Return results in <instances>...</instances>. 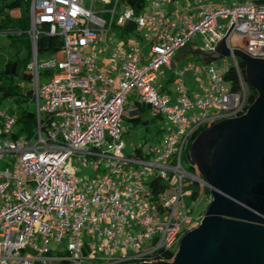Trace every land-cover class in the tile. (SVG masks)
I'll return each mask as SVG.
<instances>
[{
	"label": "built area",
	"instance_id": "built-area-1",
	"mask_svg": "<svg viewBox=\"0 0 264 264\" xmlns=\"http://www.w3.org/2000/svg\"><path fill=\"white\" fill-rule=\"evenodd\" d=\"M143 1L136 10L121 0H29L27 67L36 125L30 136H18L17 115L0 113V160H7L0 168V264L165 261L161 252L177 251L181 237L199 225L203 215L193 217L191 205L200 196L208 206L212 194L203 177L184 168L183 151L201 129L245 113L248 84L234 52L221 57L231 60L223 67L187 62L174 71L173 98L154 82L196 35L202 51L214 53L232 23L226 48L264 59V0ZM124 25L143 29L136 35L141 46L123 37L105 44L108 56L99 67L103 34ZM40 34L60 40L57 56L43 63L37 61ZM230 69L235 89L226 78ZM188 72L195 80L206 75L198 89L186 85ZM131 94L166 123L158 142L124 153ZM80 166L91 177L79 179Z\"/></svg>",
	"mask_w": 264,
	"mask_h": 264
},
{
	"label": "water",
	"instance_id": "water-1",
	"mask_svg": "<svg viewBox=\"0 0 264 264\" xmlns=\"http://www.w3.org/2000/svg\"><path fill=\"white\" fill-rule=\"evenodd\" d=\"M225 36L215 52L220 58L234 52L244 61L257 96L241 116L206 127L191 144L209 162L203 179L212 201L199 225L181 237L172 261L132 264H264V210L251 203L264 184V59L226 48Z\"/></svg>",
	"mask_w": 264,
	"mask_h": 264
},
{
	"label": "trees",
	"instance_id": "trees-1",
	"mask_svg": "<svg viewBox=\"0 0 264 264\" xmlns=\"http://www.w3.org/2000/svg\"><path fill=\"white\" fill-rule=\"evenodd\" d=\"M121 1L122 3L128 4L130 7H133L136 10H139L144 6L143 0ZM28 9L29 0H0V32L6 34L7 38L9 39V46L12 49V55L10 56L11 58L4 63L2 69L0 70V99L11 98L15 101L16 110H19L12 112L17 115V124L20 125L19 133L30 136L36 125L34 110L30 108V103H33L32 87L24 89L21 85L13 81L15 78L26 82L32 81V74L30 70H27L28 63L31 60V45L26 33L29 28ZM13 11H16L17 13L13 15V13H11ZM129 31H131V28L124 25V27H122L119 32L120 37L128 35ZM59 48L60 40L57 36H50L46 34H40L38 36L36 41L37 57L39 54H44L47 52L57 53ZM237 62L243 79L246 80L244 74L245 63L239 58L237 59ZM39 74L44 77L48 74V72L39 71ZM226 74V78L231 80V87L235 89L237 86V80L232 69H230ZM248 90L249 95L246 105L247 107L257 96L255 89L249 84ZM144 109L145 108L142 105L137 108L139 113L144 111ZM131 120L138 121L139 118H131ZM200 131L195 133L191 140L194 139ZM188 146L186 148V157ZM190 169H194V167L191 166ZM203 192L209 193L210 191L208 188H204ZM195 195L196 192L194 196ZM161 253L165 261L169 262L172 261L175 254L170 252Z\"/></svg>",
	"mask_w": 264,
	"mask_h": 264
},
{
	"label": "rangeland",
	"instance_id": "rangeland-1",
	"mask_svg": "<svg viewBox=\"0 0 264 264\" xmlns=\"http://www.w3.org/2000/svg\"><path fill=\"white\" fill-rule=\"evenodd\" d=\"M242 0H212V2L216 5H230L233 2H239ZM15 14L17 13L16 11H13ZM11 12V13H13ZM119 29H117L116 27L113 29L108 30L107 32H105L103 34V43L108 45V46H112L118 42H120V34H119ZM143 33V29H138V30H131L129 31L128 35H124V40L128 41V42H135L136 44H139L141 46V42L139 41V38L136 37L137 34L142 35ZM111 37L112 41H108L107 39ZM194 42H195V46L197 49H200L202 47V43H201V37L199 35H196L194 37ZM9 39L7 38L6 34L3 32H0V70L2 69L4 63L10 59L11 57V53H12V49L11 47H9ZM57 56L56 53L54 52H47L44 54H39L37 57V61L38 63H43L44 61H48V60H52ZM187 58H189L187 61H185L184 65L187 62H193L196 66H201V62L200 60L193 56L190 53H187ZM187 58H183L182 60H186ZM226 61H224V59H214L211 62L218 64L219 66L223 67L224 65H229L230 57L225 59ZM183 65V66H184ZM182 68V67H181ZM163 70L164 67L162 68ZM27 70H29V68L27 67ZM190 72L185 74V79H188V77ZM206 75L203 74V76L201 78H199L195 83L193 82H186V85L191 86L190 88L192 90H196L198 89V86L200 84V81H203L205 79ZM166 78H171V72L166 70L164 75H157V79L154 82V86L156 88H158L160 85L163 84V81ZM194 78V77H193ZM15 83H18L19 85H21L24 89L25 88H29L33 86V82L29 81H22L18 78H15L13 80ZM170 81V80H169ZM174 86H175V79L173 80V82H169V87L170 89V93H174ZM173 89V90H172ZM129 99L131 100H137V97L135 95H133L132 97H129ZM30 108L31 109H35L34 103H30ZM16 110V103L13 99L11 98H7V99H0V113L2 112H12ZM19 110V109H17ZM16 110V111H17ZM126 113L123 116V124L125 127V132L122 136L123 141H124V153H130L134 147H138L141 146L142 151H145L149 146H152V144H155L156 142H158L162 137H163V128L165 126V119L157 117L155 118L154 116L151 115V113L149 112L148 109H145L144 111H142L139 114V120L138 121H132L130 119V116L127 113V109H125ZM19 129H20V125L17 124L14 127V133H16V135H20L19 133ZM182 163L184 168L190 172V173H194L195 175H199V173L195 170V169H190L192 164L189 161V159L186 157V149L183 151V157H182ZM7 164V160L3 159L0 160V168H3V165ZM77 177L81 180L87 179L89 177H91L92 175V171L90 170V168H86L83 166L79 167V171L76 173ZM192 213L191 215L193 217H197L198 215H203L207 205H205L204 201L200 200V196L197 200H195L192 205ZM173 253H176V250L173 251Z\"/></svg>",
	"mask_w": 264,
	"mask_h": 264
},
{
	"label": "crops",
	"instance_id": "crops-1",
	"mask_svg": "<svg viewBox=\"0 0 264 264\" xmlns=\"http://www.w3.org/2000/svg\"><path fill=\"white\" fill-rule=\"evenodd\" d=\"M178 1H179L180 4H185V3H189L190 2V0H178ZM207 2L214 4L212 2V0H207ZM165 9H166V12L168 13V15H170L171 12H172V10L174 9L173 2L172 1H169L168 3H166ZM190 11L193 14V17H195L196 16V12H197V5L191 6ZM14 14L15 13L13 12V15ZM98 52H99V55H98V66L99 67H102L103 61L108 56V48H105V44L104 43H101L100 47L98 48ZM187 53H190L193 56L197 57L200 60V62H201L202 65L203 64H206L208 62H211V61H208L209 59H211V57H215V59L220 58L218 56L219 54L216 53V52H214V53H208L207 54L204 51H202L201 48L200 49H197L196 46H195L194 39L187 46H185L184 48H182L181 50H179L175 54V56L171 59V67L168 68L166 66H163L165 70L162 69V73H160V75H164V73H165L166 70H168V71L171 72V78H166L163 81V84L158 87V89L161 90L162 92L168 93L172 98L175 96V92L174 93H170V89L171 88L169 87V82H173V80L175 79L174 71L180 69L184 65L185 61H187L189 59L186 56ZM11 55H12V53H11ZM183 58H187V59L186 60H182ZM189 75L190 76L188 77V79H185V77H184L185 83L186 82H188V83H190V82L195 83L197 80H195V78H193V76H192L191 73H189ZM156 79H157V77H156ZM205 79H206V77H205ZM205 79L203 81H200V84L199 85L203 84L204 81H205ZM189 87H191V86H189ZM132 96H133V94H131L129 97H132ZM140 105H142L145 109H148L149 112H150V109L146 105H143V104L138 103L137 100L134 101V100L128 99V103L126 104V109H127L128 115L130 116V119L131 118H139V114L140 113L138 112V110L134 112V111H131L130 109L131 108H136L137 109Z\"/></svg>",
	"mask_w": 264,
	"mask_h": 264
},
{
	"label": "flooded vegetation",
	"instance_id": "flooded-vegetation-1",
	"mask_svg": "<svg viewBox=\"0 0 264 264\" xmlns=\"http://www.w3.org/2000/svg\"><path fill=\"white\" fill-rule=\"evenodd\" d=\"M239 116H241V115H239ZM239 116L232 117V118H237ZM197 135L189 143L188 150H187V158L191 162V164L194 167V169L199 173V175L201 177H203L204 176V172H205V168H207L208 165H209V162H208V159H207V157H208L207 155L208 154L207 153L205 154V152H203V151L196 150V144H195V146H193L191 148V144L194 143L197 140ZM263 167H264V164H263ZM257 192L259 193V195L254 197L252 199L251 203H252V205L255 208L264 210V184L261 185L258 188ZM261 225H264V224L262 223Z\"/></svg>",
	"mask_w": 264,
	"mask_h": 264
}]
</instances>
